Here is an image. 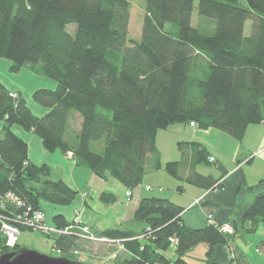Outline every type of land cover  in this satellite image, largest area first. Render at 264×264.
Returning a JSON list of instances; mask_svg holds the SVG:
<instances>
[{
	"label": "trees",
	"instance_id": "1",
	"mask_svg": "<svg viewBox=\"0 0 264 264\" xmlns=\"http://www.w3.org/2000/svg\"><path fill=\"white\" fill-rule=\"evenodd\" d=\"M142 1V33L136 39L130 38L132 0H0V59L12 63L13 73L28 67L58 84L56 90L33 93L34 102L47 110L38 116L0 81V195L10 192L25 203L21 209L9 204L0 213L31 208L45 214L44 203L68 207L79 193L51 180L47 164L30 161L29 145L14 125L37 135L45 150L72 153L99 178L111 176L134 189L151 164L162 167L156 146L161 130L195 123L242 140L249 126L264 123V0ZM195 15L211 33L193 26ZM72 25L76 34L68 30ZM198 55L208 59L203 74L196 72ZM180 147L193 148L194 165L208 162L209 149L202 143ZM183 164L169 162L164 169L180 178ZM186 181L222 187L198 173ZM183 210L169 199L146 197L135 211L144 225L141 234L95 233L121 241L131 255L126 264H187L184 257L198 244L210 250L228 244L230 235L214 224L188 227ZM238 215L241 222L264 220V192L242 204ZM53 223L59 229L73 225L62 214ZM172 238L178 240L174 259L167 254ZM80 240L74 232L56 234L53 248L69 255ZM0 247L2 253L9 250L1 233ZM18 249L17 244L12 250Z\"/></svg>",
	"mask_w": 264,
	"mask_h": 264
},
{
	"label": "crops",
	"instance_id": "2",
	"mask_svg": "<svg viewBox=\"0 0 264 264\" xmlns=\"http://www.w3.org/2000/svg\"><path fill=\"white\" fill-rule=\"evenodd\" d=\"M193 26L199 28L203 33H211L210 26L200 21L196 15L193 18ZM140 37L141 34L136 39ZM207 65L208 59L203 55H198L196 58V72L205 71ZM11 66L12 63L10 61L0 59V81L13 95L17 96L21 94L36 115L43 116L47 110L42 109L39 104L34 102L33 93L38 89L56 90L58 84L45 80V78H42L45 76L34 73L28 67H24L19 72L13 73ZM175 125H171L170 127L175 131L174 134L178 140L171 141L168 147L164 144L162 145L164 140L160 144L158 133L156 146L162 167L155 169L153 164H151L149 166L151 167L149 173L154 177L153 179H157L155 181L156 184H162L163 186H167L166 188L176 191L177 193L175 192L174 195L185 197L186 202L180 201V198L176 196L175 198L177 199L175 200L177 201H174L172 199L173 197H168L166 190L160 192L163 195L160 198L169 199L171 202L182 207L184 210L181 217L184 223L190 228H204L214 221L218 225H229L234 229V234L229 236L230 241L228 244L215 246L213 250H210L209 245L205 243L193 247L184 257L187 264H264V220L241 222L238 215L239 208L242 204L253 202L260 192H264V188L258 191L249 190V188L255 187L261 181H264V123L257 125L258 128L252 130L259 134L261 140H224L227 145H230L232 163H226L223 157V149L215 141L209 140V137L213 135L212 133H215L210 132L213 131L212 129L200 132L198 130L200 128L192 126V123H186L185 126ZM252 126L247 128L245 136ZM3 127L4 122L0 121V134ZM12 129L18 137L28 143L30 161L35 165L47 164L51 168V174L49 176L51 180L64 181L78 192H85L82 196V201L84 199L85 207L89 208V210H97L98 207L96 208V206H100L98 211L102 213V216L94 220L99 228L94 229V232L99 233L108 229H121L133 231L137 234L142 233L144 225L140 232L132 229L134 228V224H132L131 217L134 218V213L139 205H137L136 209L132 208L133 192L128 196L126 191L124 195L129 205L122 203L119 204L121 206H117L116 210L112 212L108 211V203L110 205L113 202H118L113 191L114 189L120 190L119 184L115 182L116 179L111 176L105 179L99 178L90 168L76 163L75 159L67 157L61 151L49 152L45 150L42 140L37 135L25 130L19 125H14ZM223 137L219 136L221 139H224ZM192 142H200L209 149L208 162L217 164L222 171L221 175L218 176L216 173L205 174L198 170V165L201 163L194 165L192 157L193 148L188 147V151L180 147L181 143L188 144ZM166 150L171 153L168 157L165 156ZM180 152H182V155ZM211 158L214 159L213 162L210 161ZM151 159V163H154V158ZM175 161L184 163L180 171L181 179L171 176L164 169L167 163ZM253 165L255 166L252 167ZM256 166L260 168V172L256 173L254 171ZM193 173L211 176L215 180H218L222 184V187L206 189L192 185L186 179L191 177ZM148 191L150 190L146 188L141 190L137 202L139 200L141 202L143 198H146L145 196ZM104 196L110 201L106 202L103 199ZM68 207L56 208L50 206V204L43 205L46 214V223L48 225H54L53 217L57 214H62L68 220H72L73 215H71L72 212L70 214V211L67 210ZM81 243H85V241L80 240L77 245ZM100 247L104 248L105 246ZM119 247L116 248L115 245L111 247L106 246L104 249L101 248L100 252L94 254L92 256L93 258L88 257L90 254L87 253L85 257L91 262L99 260L103 264H121L117 260L120 255ZM125 253L128 257L124 262L126 264L130 258V254L126 250ZM232 254L235 256L234 260L232 259Z\"/></svg>",
	"mask_w": 264,
	"mask_h": 264
},
{
	"label": "rangeland",
	"instance_id": "3",
	"mask_svg": "<svg viewBox=\"0 0 264 264\" xmlns=\"http://www.w3.org/2000/svg\"><path fill=\"white\" fill-rule=\"evenodd\" d=\"M243 1V0H242ZM243 3L245 4V2L243 1ZM144 13H145V9H144V2L142 0H132V11H131V20H130V38H136L139 37L141 32H142V26H143V19H144ZM68 30L72 33V34H76L77 33V27L76 26H69ZM41 78V77H40ZM45 78V80H48L50 82H53L54 84L57 82L53 79L47 78V77H42ZM42 109L43 107L41 105H39ZM175 126H185V124H176ZM172 127H169L165 130H161L159 132V139L160 140V144L163 143L165 146L168 147L169 143L171 141L174 140H178L177 136L174 134L175 131H173V129H171ZM254 128H258L257 125H253L252 127H250L248 133L246 134V136L244 137V139L242 140H261L260 136L258 133L253 132L252 130H254ZM200 132H205V130L202 129H198ZM213 131L210 132H215L212 133L213 135H211L209 137V140L215 141L216 143H218L217 145L223 149L224 151V161L226 163H232L231 160V152H230V145H227L224 140H236L234 138H232L230 135H228L227 133L219 130V129H212ZM221 134V135H220ZM219 136H224V139L219 138ZM180 154L182 155V152H180ZM171 153L166 150L165 151V156L168 157L170 156ZM220 160V159H219ZM223 160V158H222ZM87 168H89L86 165H83ZM255 165H253L252 167H254ZM151 167H148L146 174L144 175L143 178V184L141 183L139 186H137L134 189H128L126 188L122 183H120L119 181L115 180V182L117 184H119L120 186V190H116L114 189V195L115 197L118 199L117 203H111L109 205V203H105L107 204V208L108 211L112 212L113 210L117 209V206H121L119 204H125V205H129L126 202V199L124 198L125 192L127 190H131V192H133V205L132 208L136 209L137 205L140 204V200L139 202H137V200L139 199V193L141 190L143 189H147L148 186H151L153 188V191H148L145 197H163L162 194H160V192H162L163 190H166V194L168 195V197H173L172 199H174V201H177L175 199V196L178 197V195H174V193L176 191L174 190H170V188H166L167 186H163L162 184H156L155 181H157V179H153L154 177L151 176L150 172ZM198 170L202 173L205 174H211V173H216L218 176L222 174L221 169H219V166L217 164L214 163H209V162H202L200 165H198ZM256 173L260 172V168L258 166L255 167L254 170ZM119 182V183H118ZM111 185V184H110ZM258 188V189H257ZM264 188V185L256 187V191L260 190ZM172 189V188H171ZM85 192H79L76 200L74 201L73 205H71L70 207H68L67 210L70 211V214L72 212L71 215H73V219L76 217L77 219H80L84 224L88 225L92 230L94 229H99L97 227V224L94 222L95 219L100 218V216H102V213L100 211H98L100 206H96L97 210L91 211L89 210V208L85 207L84 204V199L82 201V196ZM177 193V192H176ZM179 194V193H178ZM180 198V201H184L186 202V198L185 197H178ZM179 203V202H177ZM47 203H44L43 205H46ZM131 205V204H130ZM52 207H56L53 205H50ZM59 208V207H56ZM94 208V206H93ZM94 208V209H96ZM76 211H78V216H75ZM109 213V212H108ZM73 219L70 221L73 222ZM132 219V224H134V230H136V232H140V230H142L143 227V223L139 222L136 218H135V213H134V218L131 217ZM130 222V220H128ZM131 223V222H130ZM51 236V237H49ZM55 237V234L52 235H48V234H44L41 231L38 230H31V229H23L21 231V235L19 237V241H18V246H19V250H30V251H35L38 252L39 254L42 255H46L48 257H52V258H60V257H65L67 259L70 258V260L76 261V262H80V263H84V264H103L101 263V261L97 260V261H88L85 257V254H90V256L88 257H92L94 256V254L100 252L101 248L100 246H112L115 245V247H119L120 250V255L118 256V261L121 262V264H125L124 262L126 261L125 259H127V255L125 253L124 247L121 243H114V244H109V243H103V242H92V241H87V240H83L85 241V243H81L79 245H77L72 252L69 255H64L62 253H59L56 249L53 248V238ZM141 237V236H140ZM90 244V245H89ZM104 244V245H102ZM203 244V243H201ZM200 244H198L197 246H199ZM104 247V248H105ZM102 248V249H104ZM12 250V249H10ZM197 250V249H196ZM86 254V255H87ZM168 256L171 257L172 259H174L176 257L174 250L171 248L168 251ZM2 255V249L0 247V257ZM131 257V255H130ZM93 258V257H92ZM99 259V258H98ZM93 260V259H92ZM88 261V262H87ZM195 263V261H194Z\"/></svg>",
	"mask_w": 264,
	"mask_h": 264
},
{
	"label": "built area",
	"instance_id": "4",
	"mask_svg": "<svg viewBox=\"0 0 264 264\" xmlns=\"http://www.w3.org/2000/svg\"><path fill=\"white\" fill-rule=\"evenodd\" d=\"M13 96L16 97L15 95ZM192 126L197 127L195 123H192ZM66 156L71 159H74L72 153H68ZM210 161L213 162L214 159L211 158ZM147 189L152 190L151 187H148ZM126 194L130 196L131 192L127 191ZM9 204L19 209L23 208L25 205V203L13 193L9 192L5 195H0V210L7 211ZM75 216H78V211H76ZM211 219L213 218L211 217ZM212 224L217 226L221 232L227 235L234 234V229L229 225H218L214 221H212ZM23 229L38 230L48 235H67L71 232H74L83 240L87 241L103 242L109 244L121 243V241L118 240H112L106 237L98 236L88 225L84 224L80 219H77L76 217L73 219V225L65 229H59L54 225H48L46 223V215L43 212L32 211L31 208H27V210L22 213H13L11 214V216H7L6 214L0 213V233L5 238V245L9 250L14 249L15 246L18 244L19 237ZM147 231L149 232L148 236H150V228H148ZM170 242L172 245V249H174L178 245V240L176 238L170 239ZM232 259H235L234 254H232Z\"/></svg>",
	"mask_w": 264,
	"mask_h": 264
},
{
	"label": "water",
	"instance_id": "5",
	"mask_svg": "<svg viewBox=\"0 0 264 264\" xmlns=\"http://www.w3.org/2000/svg\"><path fill=\"white\" fill-rule=\"evenodd\" d=\"M0 264H84L65 257L52 258L30 250H19L14 253H4Z\"/></svg>",
	"mask_w": 264,
	"mask_h": 264
},
{
	"label": "flooded vegetation",
	"instance_id": "6",
	"mask_svg": "<svg viewBox=\"0 0 264 264\" xmlns=\"http://www.w3.org/2000/svg\"><path fill=\"white\" fill-rule=\"evenodd\" d=\"M17 251H19V249L18 250H7V251H3L2 254H4V253H14V252H17Z\"/></svg>",
	"mask_w": 264,
	"mask_h": 264
}]
</instances>
